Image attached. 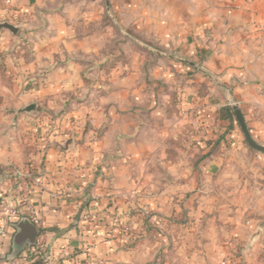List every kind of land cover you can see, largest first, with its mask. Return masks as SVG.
I'll list each match as a JSON object with an SVG mask.
<instances>
[{
	"label": "crops",
	"instance_id": "obj_1",
	"mask_svg": "<svg viewBox=\"0 0 264 264\" xmlns=\"http://www.w3.org/2000/svg\"><path fill=\"white\" fill-rule=\"evenodd\" d=\"M3 22L18 31L0 29V170L28 175L37 249L68 264H264L229 238L263 245V222L245 235L217 195L264 215V154H250L249 191L229 109L264 145V0H0ZM229 124L237 146L204 159ZM201 214L219 226L196 243Z\"/></svg>",
	"mask_w": 264,
	"mask_h": 264
},
{
	"label": "built area",
	"instance_id": "obj_2",
	"mask_svg": "<svg viewBox=\"0 0 264 264\" xmlns=\"http://www.w3.org/2000/svg\"><path fill=\"white\" fill-rule=\"evenodd\" d=\"M11 0H6L10 3ZM200 114V110L196 111V115ZM5 187L6 193L1 197L0 201V246L5 241L12 242V249L9 251H0V264H26L33 260L40 259L41 264H68L67 259L72 257L63 252L61 261H54L53 257L47 253L42 252L38 248L37 240L34 245H26L19 253L15 254L13 248V237L17 232L16 225L23 219H28L37 228L42 226L40 217L32 200L33 187L28 183V175L20 168H2L0 170V188ZM26 208L25 212L21 211ZM87 215L83 214V218ZM34 257H36L34 259ZM235 258L231 257L230 262H223L222 264H234Z\"/></svg>",
	"mask_w": 264,
	"mask_h": 264
},
{
	"label": "rangeland",
	"instance_id": "obj_3",
	"mask_svg": "<svg viewBox=\"0 0 264 264\" xmlns=\"http://www.w3.org/2000/svg\"><path fill=\"white\" fill-rule=\"evenodd\" d=\"M2 29H5V28H2ZM5 30H8V29H5ZM9 32H11L10 30H8ZM11 33H13V32H11ZM11 54V53H10ZM234 105H237V104H235V103H231V106H234ZM231 106H229V108L231 107ZM233 112H234V110H233ZM234 116H235V118H236V115H235V112H234ZM236 121H237V118H236ZM237 123H238V121H237ZM239 124V123H238ZM238 128H239V134H240V139L238 140L240 143H242L243 144V146H244V148H243V146H242V150H243V152L245 153V154H240L239 155V159L240 158H242L241 160H242V162H244V164H240V165H237V167L238 168H247V170H248V172H249V177H246V184L248 185V189H249V191H250V189H252V187H253V185H255V180L257 179V178H259V176L258 175H255V173H254V170H256L255 169V167H256V161H257V159L255 158V159H253V156L251 157V153L252 154H256V153H260V154H264V152L263 151H261V150H258V149H256V148H253V147H251V146H249V144L246 142V140H245V138H244V134H243V132H242V129H241V127H240V125L238 126ZM228 139V138H227ZM255 140V139H254ZM225 143H229L228 145H227V147L229 148V149H233V148H235L236 146H237V143H236V146H234V147H232V145H231V142H228V140H226V142ZM224 143V144H225ZM233 143L235 144V141H233ZM224 146V145H223ZM222 146V147H223ZM238 150V153H240L241 152V150H239V149H237ZM235 156V155H234ZM236 164V163H235ZM232 168H235L234 166H232ZM253 175V176H252ZM236 181H237V179L236 178H233V177H231L229 180H228V182H227V186L228 187H231V186H235V184H236ZM218 186H219V183H218ZM216 190H220V186H219V188L218 189H216ZM246 192V191H245ZM218 196H219V199H221V200H223V202H225V200H228V202H229V204H231V205H233V206H235L236 208H234V209H229L228 210V214L230 215V216H232V215H236V214H241L240 215V218H241V220H242V225H239L242 229H243V233L245 234V235H248L249 234V231H251V230H254V223L256 222V221H261V222H263V237H264V215H258L257 214V209H255V208H253V207H250V205L248 206V208H244V209H242L241 211H239L238 210V208H240L241 206L240 205H237L236 204V201H235V195H234V193H230V190H228V192L227 193H225V192H218V194H217ZM252 196H253V193L252 192H247V194H244L243 195V197H248L249 199L250 198H252ZM241 209V208H240ZM212 211V210H211ZM214 212H215V214H212V213H208L207 212V215H212L211 217H213V215L217 218L216 220H218V218H219V220L221 221V220H223V219H220L221 218V215H220V210H219V208H217L216 210L214 209L213 210ZM212 211V212H213ZM221 211H223V209L221 208ZM205 217V215H200L199 217H198V220L200 221V224L199 225H197V226H194V225H190L188 228H192V230H190V232H192L193 233V237H192V239H191V241H194V242H196V243H198V242H203V241H201V240H198L199 238V235L203 232H205V230H207V229H209V233H211V231L213 230V229H217L218 227L217 226H219V224L218 223H216L215 222V219H214V221H213V219L210 221V222H212L213 221V223H214V225H216V226H209V225H207V224H202V219ZM189 218H191V217H189ZM249 221H250V223H249ZM223 222V221H222ZM222 224V223H221ZM223 224H225V223H223ZM233 224V223H232ZM223 227H226V228H230V227H233V226H229V225H226V226H223ZM183 232H184V230H182ZM218 231H221V229H218ZM254 233V232H253ZM236 236H238V235H230V240H232V248H233V250H235L234 251V255L236 256V257H238V253L240 252L241 253V251L242 250H245L246 251V249H249V250H252L253 252H257V251H260L261 252V255H260V258H263L264 257V244L263 245H259V246H257V245H252V244H250V245H247V241L245 240V239H243V240H241V239H238V237H236ZM236 237V238H235ZM187 240V239H186ZM221 242H220V239L219 240H216V241H212L211 242V245H210V247L213 249V250H216L215 248H217L218 249V245L220 244ZM235 262H236V258H235Z\"/></svg>",
	"mask_w": 264,
	"mask_h": 264
},
{
	"label": "water",
	"instance_id": "obj_4",
	"mask_svg": "<svg viewBox=\"0 0 264 264\" xmlns=\"http://www.w3.org/2000/svg\"><path fill=\"white\" fill-rule=\"evenodd\" d=\"M1 28H5L10 30L13 33H16L18 31V28L9 23V22H3L0 23V29ZM35 109V105L34 104H29L28 106L24 107L22 109V111L25 112H31ZM233 110L235 112L237 121L242 129V132L244 134V138L246 140V142L253 148H256L258 150H261L264 152V145L258 143L256 140H254V138L252 137L249 128L247 126V123L245 121V118L243 116V113L241 112L240 108L237 105L233 106ZM71 143V141H68L66 144ZM25 224H29L32 226L34 232L32 234H28L26 235L23 231L25 229ZM17 232L15 233L14 237H13V248L15 250V254H19L26 245H34L37 237H38V228L32 223L30 222L28 219H23L21 220L17 225Z\"/></svg>",
	"mask_w": 264,
	"mask_h": 264
},
{
	"label": "trees",
	"instance_id": "obj_5",
	"mask_svg": "<svg viewBox=\"0 0 264 264\" xmlns=\"http://www.w3.org/2000/svg\"><path fill=\"white\" fill-rule=\"evenodd\" d=\"M229 109H230V114H231V120H234L235 116H234L233 109H232V107H230ZM238 126H239V124H238ZM232 129H233L232 124H229L225 131L219 132L216 137H213V138L206 140L205 142H203V144H199L201 150L204 151V154L202 157L205 159V158H209L211 155L218 153L221 150L224 143L226 142L227 135L232 131ZM249 131H250V129H249ZM39 261H41V260L36 259L34 262L37 263ZM33 263H31V264H33Z\"/></svg>",
	"mask_w": 264,
	"mask_h": 264
}]
</instances>
